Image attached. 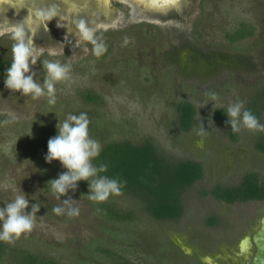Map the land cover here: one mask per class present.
I'll use <instances>...</instances> for the list:
<instances>
[{
	"label": "rangeland",
	"instance_id": "obj_1",
	"mask_svg": "<svg viewBox=\"0 0 264 264\" xmlns=\"http://www.w3.org/2000/svg\"><path fill=\"white\" fill-rule=\"evenodd\" d=\"M1 1L4 5L7 0ZM70 1L75 5L71 10L68 0L48 5L57 17L47 22V30L34 20L41 12L34 5H24L28 12L22 11L19 20L35 34V45L55 46L58 53L45 51L32 66L37 82L46 76L44 60L71 65L68 80L56 85L55 105L50 106L47 97L33 101L10 92L0 73V208L18 190L29 201L26 212L32 204L40 205L32 232L5 243L64 264H115L117 256L129 264H204L196 257H231L239 240L258 227L264 201L229 205L202 191L214 183L235 184L247 172L264 178V154L253 147L258 132L241 127L232 142L226 123L230 104L242 101L243 111L264 86V0H183L178 15L156 0ZM3 5L0 13L18 14L3 10ZM81 20L107 45L103 55L97 57L91 43H78L76 25ZM243 23L251 34L231 39ZM11 44L7 35L0 37V58L12 59ZM87 92L93 98L87 99ZM211 93L218 99L212 101ZM182 101L195 108L188 131L178 123L176 106ZM81 112L88 114L89 136L101 146L151 141L171 160L203 161L204 179L185 191L184 214L178 221L152 218L143 203L128 194L91 201L87 181L77 182L75 191L61 197L75 200L78 217L51 212L61 200L47 182L67 170L59 161H45L41 140L48 131L57 132L68 114ZM261 118L264 124V111ZM110 209L123 217L107 218L105 210ZM211 214L219 215L218 224L205 221Z\"/></svg>",
	"mask_w": 264,
	"mask_h": 264
},
{
	"label": "clouds",
	"instance_id": "obj_2",
	"mask_svg": "<svg viewBox=\"0 0 264 264\" xmlns=\"http://www.w3.org/2000/svg\"><path fill=\"white\" fill-rule=\"evenodd\" d=\"M56 17L57 13L54 10H49L37 13L33 18L38 21L39 26H44L47 30V22ZM57 27L63 26L57 22ZM76 28L78 43H91L92 51L97 57L107 51V45L84 21L81 20ZM5 35L12 41V59L11 65L5 71V88L12 93L19 92L23 97L33 101L47 97V103L50 106L55 105L56 85L68 80L71 65L59 61L44 60L42 66L46 71V76L43 83L37 82L34 79L35 73L32 72V66L40 61V57L45 51L51 56L58 55L55 46L39 47L35 45L33 40L35 34L24 22L0 23V37ZM128 42V38L125 37L124 43ZM210 99L217 100V94L211 93ZM242 109V101L228 106L226 123L231 126V130L238 133L243 127L250 132H264V124H261L250 110L242 111ZM89 123L86 112H81L79 115L68 114L63 122L57 124V135L47 142L45 161L47 163L59 161L60 165L67 170L60 173L58 178L47 182L51 191L56 194L57 200H61V197L65 196L69 190L75 191L79 181L88 182L90 194L87 196L89 200L97 203L106 202L110 195H122V182L99 175V173L106 172L108 166L101 164L97 167L92 163L100 155L101 145L89 136ZM33 199H36L35 195ZM10 200L11 202H7L5 207L0 208V241L12 244L22 235L32 232L40 205L32 204L31 211L26 212L29 201L20 190ZM74 201L71 197L63 199L60 204L52 207L51 212L56 216L78 217L80 209L73 206Z\"/></svg>",
	"mask_w": 264,
	"mask_h": 264
},
{
	"label": "trees",
	"instance_id": "obj_3",
	"mask_svg": "<svg viewBox=\"0 0 264 264\" xmlns=\"http://www.w3.org/2000/svg\"><path fill=\"white\" fill-rule=\"evenodd\" d=\"M240 27L241 29L232 33L231 39H241L250 34L248 26L242 24ZM10 65L11 60L1 57L0 73L5 75ZM86 98L93 96L87 92ZM176 110L180 129L188 131L194 119V106L188 101H182L177 104ZM244 110H250L260 123L263 122L261 115L264 111V86L257 89ZM257 134L255 146L264 151V132L258 131ZM55 135L57 132L48 131L41 140L46 151L48 140ZM92 163L97 167L106 164L107 171L99 175L122 182V193L137 198L151 217L161 221L174 220L182 215L185 191L202 176L199 162L171 160L151 141L137 144L129 140L105 143L101 146L100 155ZM254 177V174L245 175L240 184L222 189L217 197L230 202L264 198V186L256 184ZM105 215L107 218L121 219L124 214L110 209L105 210ZM117 260L127 261L120 256H117ZM59 261L61 260L45 254L9 247L0 241V264H64Z\"/></svg>",
	"mask_w": 264,
	"mask_h": 264
},
{
	"label": "flooded vegetation",
	"instance_id": "obj_4",
	"mask_svg": "<svg viewBox=\"0 0 264 264\" xmlns=\"http://www.w3.org/2000/svg\"><path fill=\"white\" fill-rule=\"evenodd\" d=\"M21 1V0H20ZM19 0H7L6 1V4L3 5L2 1L0 0V5L4 6V9L3 10H7V11H12V10H16L18 12V10L20 9H25V6L26 5L27 7L30 6L32 7L34 4L37 5L36 3L33 2H30L28 0H25L23 2H20ZM40 1V0H38ZM69 3L67 4V7L71 9H74L73 6L75 7V5L71 4L70 0H68ZM149 1V0H147ZM160 2H162V0H159ZM19 2V3H18ZM61 2V0H44V3L42 4V6H38L39 8L42 9H46L45 11H49V6L50 4H56V3H59ZM159 2V3H160ZM179 2V1H178ZM38 3V2H37ZM176 0H173V1H170V2H166V3H162V6L165 7V4H167V6H169L170 8V11L172 12V15H178L180 14L183 9H184V3H183V0L180 1V5L179 7H177L176 9L173 8V6H175L174 4H176ZM39 4V3H38ZM34 5V6H35ZM72 6V7H71ZM36 7V6H35ZM26 10V9H25ZM27 11V10H26ZM28 12V11H27ZM68 15H71V12L68 14ZM6 16V18H5ZM22 17H20L19 15V12L18 14L16 15H12L11 13L9 12H3V13H0V19H1V23L2 22H5V23H9V24H16V23H22L21 21L17 20V19H21ZM16 20V21H15ZM7 21V22H6ZM15 22V23H14ZM245 24V23H243ZM249 30H250V34H251V27L249 26ZM248 30H246L245 32H247ZM249 34V35H250ZM232 37V36H230ZM236 40H238L236 38ZM182 54H187V56H193L194 54L190 53L189 51H182L181 52ZM205 58H210V56L208 57H205ZM211 58H213V56H211ZM206 61V60H205ZM229 138L232 142H236L238 140V137H237V133H234L231 129H230V133H229ZM253 147L255 148V150L257 152H260L261 154H264V151H260L256 146H255V140H254V143H253ZM182 160H192V161H197L201 164L202 166V176L201 178H199L197 181H200V180H203L204 179V163L202 160H198V159H182ZM250 174H254L255 177H254V181L256 182V184L258 185H263L264 186V178L261 177L259 175V173L257 172H247L245 173L241 179L235 183V184H223V183H214L211 185V187L209 188H205L203 191H202V194L204 196H209L211 197L214 201H217L219 203H223V204H229V205H234V204H238V203H246V202H261V201H264V198L262 199H248V200H245V201H233V202H230V201H225L223 199H220L218 198L217 196V193H219L222 189L224 188H230V187H235L237 186L238 184H240V182L243 180L244 176L245 175H250ZM196 181V182H197ZM195 182V183H196ZM184 212L182 213V215L180 217H178L177 219H174V220H167V221H178L182 216H183ZM264 215V212L263 214L261 215L260 219L262 218V216ZM153 218V217H152ZM260 219H259V222H258V227L255 229V231L250 235V236H244L242 239L239 240L237 246L235 247V251L232 253L233 255L231 257H227L226 259L225 258H217V257H214V256H211V255H203L202 258L201 257H196V261L197 262H200V263H204V264H246L247 261H252V256H245V255H240V250H241V244L244 242L245 238L246 237H249L251 239V236L259 229L260 227ZM157 220V219H156ZM158 221H161V220H158ZM208 224H211V225H216L219 223L220 221V217L218 214H211L209 215L206 220H205ZM162 222H165V221H162ZM187 252V251H186ZM250 252L253 254L254 252V245H252V247L250 248ZM188 253V252H187ZM212 261V262H211ZM115 264H129L128 261H119L117 260L115 262Z\"/></svg>",
	"mask_w": 264,
	"mask_h": 264
},
{
	"label": "water",
	"instance_id": "obj_5",
	"mask_svg": "<svg viewBox=\"0 0 264 264\" xmlns=\"http://www.w3.org/2000/svg\"><path fill=\"white\" fill-rule=\"evenodd\" d=\"M28 1L30 2L34 1V3L37 1L39 3V4L36 3L38 6H42V4L44 3V0H40V1L28 0ZM170 1H173V0H170ZM170 1H162V2L165 3V2H170ZM157 2L159 3L160 1L157 0ZM37 5L35 6L38 9H41ZM22 11L24 10L23 9L18 10L19 15L21 14ZM41 12H45V10L42 9ZM17 20H20V19H17ZM0 23H1V19H0ZM252 245H254L253 254L250 252V248L252 247ZM240 255H245V256L251 255L252 256V261H247L246 264H264V215L260 219L259 229L251 236V239L249 237H246L244 242L241 244Z\"/></svg>",
	"mask_w": 264,
	"mask_h": 264
},
{
	"label": "bare ground",
	"instance_id": "obj_6",
	"mask_svg": "<svg viewBox=\"0 0 264 264\" xmlns=\"http://www.w3.org/2000/svg\"><path fill=\"white\" fill-rule=\"evenodd\" d=\"M153 1V0H152ZM151 1V2H152ZM157 1V0H156ZM162 1H170V0H162ZM35 3H37V1L35 2ZM153 3V2H152ZM166 3V2H165ZM72 7V6H71ZM25 10V9H24ZM31 14V13H30ZM34 15V14H33ZM22 16V15H21ZM27 16V15H26ZM32 16V15H31ZM28 17V16H27ZM29 24H31V23H29Z\"/></svg>",
	"mask_w": 264,
	"mask_h": 264
}]
</instances>
